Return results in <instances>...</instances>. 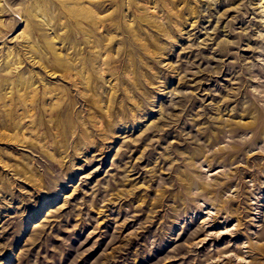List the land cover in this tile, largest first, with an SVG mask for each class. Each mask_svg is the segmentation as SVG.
Segmentation results:
<instances>
[{"label":"rangeland","instance_id":"rangeland-1","mask_svg":"<svg viewBox=\"0 0 264 264\" xmlns=\"http://www.w3.org/2000/svg\"><path fill=\"white\" fill-rule=\"evenodd\" d=\"M0 264H264V0H0Z\"/></svg>","mask_w":264,"mask_h":264}]
</instances>
